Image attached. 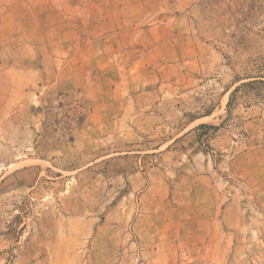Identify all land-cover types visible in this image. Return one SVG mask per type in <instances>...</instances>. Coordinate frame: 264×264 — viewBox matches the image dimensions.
Instances as JSON below:
<instances>
[{
	"label": "rangeland",
	"instance_id": "obj_1",
	"mask_svg": "<svg viewBox=\"0 0 264 264\" xmlns=\"http://www.w3.org/2000/svg\"><path fill=\"white\" fill-rule=\"evenodd\" d=\"M0 264H264V0H0Z\"/></svg>",
	"mask_w": 264,
	"mask_h": 264
},
{
	"label": "trees",
	"instance_id": "obj_2",
	"mask_svg": "<svg viewBox=\"0 0 264 264\" xmlns=\"http://www.w3.org/2000/svg\"><path fill=\"white\" fill-rule=\"evenodd\" d=\"M245 84V83H244ZM238 90V88L235 90V91H237ZM233 94V93H232ZM202 126H207V125H202Z\"/></svg>",
	"mask_w": 264,
	"mask_h": 264
}]
</instances>
